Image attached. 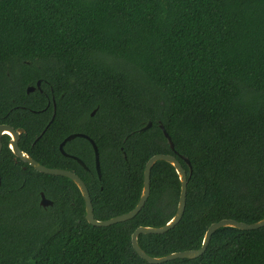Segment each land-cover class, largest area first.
<instances>
[{
  "label": "trees",
  "instance_id": "trees-1",
  "mask_svg": "<svg viewBox=\"0 0 264 264\" xmlns=\"http://www.w3.org/2000/svg\"><path fill=\"white\" fill-rule=\"evenodd\" d=\"M36 81L55 98V123L39 136L32 122L40 113H26L20 147L47 168L75 169L58 143L73 133L91 138L102 178L81 180L94 219L134 208L151 156L172 155L184 169L180 221L163 234L137 237L148 256L198 249L209 225L222 219L264 218V0H0V117L12 105L39 110L42 94L25 93ZM66 149L92 164L86 140L75 138ZM6 152L0 264H149L130 237L174 215L180 182L170 164L152 166L137 215L95 227L70 180L27 164L23 171ZM40 192L51 207L39 204ZM161 264H264V227L220 228L201 256Z\"/></svg>",
  "mask_w": 264,
  "mask_h": 264
},
{
  "label": "water",
  "instance_id": "water-1",
  "mask_svg": "<svg viewBox=\"0 0 264 264\" xmlns=\"http://www.w3.org/2000/svg\"><path fill=\"white\" fill-rule=\"evenodd\" d=\"M36 86L37 87L39 86V82L36 83ZM28 90L32 91L33 88L31 87ZM150 126H151V123L148 122L140 130L144 131V130L148 129ZM158 126L161 129L162 134H163L164 138L166 139V142H167L169 148L173 149V143L171 142L170 137L167 135V133L165 132V130L161 124H158ZM4 132L6 134H10L12 137V141H10L9 147H10L13 155L16 158L23 161L24 163H26L27 165H29L31 168H33L35 171H37L39 173L52 175V176L65 177L68 180H70L76 186V188L78 189V191L82 197L83 204H84V219L88 224L95 226V227H107V226H110V225H113L116 223H121V222L130 220L135 215H137V213L144 206V204L148 198L149 192H150V170H151L152 166L157 161H164V162L170 164L173 167L175 173L177 174V177H178L179 182H180L178 202H177V207H176V211H175L174 215L172 216V218L170 220H168L164 225H162L160 227H137L132 232L131 237H130L131 247L134 250V252L138 255L139 258H141L142 260H144L145 262H147L149 264H161V263L171 261V260H175V259H194V258L201 256L205 252L206 247H207V245L211 239L212 234L220 228L231 227V228H235V229L242 230V231H251V230H257V229L264 227V218H262L261 220H259L257 222L249 223V224L243 223V222H238V221H235L232 219H222V220H219V221L209 225V227L206 229V231L203 234L201 245L198 249L181 251V252H174V253H170L168 255L159 257V258L150 257L147 254H145L140 249V247L138 246V243H137L138 235H140V234H163V233L167 232L168 230L172 229L180 221L182 214L184 212V208H185L187 176H186L184 169L182 168V166L180 165V163L177 161V159L174 156L168 155V154H155V155L151 156L147 160V162L145 163V166H144L142 188H141L139 199H138L136 205L134 206V208L131 209L127 213L109 218L107 220L98 221V220L94 219V216H93V208H92V204H91V200H90L88 190H87L86 186L84 185V183L76 175H74L68 171H65V170L47 168V167L39 164L37 161H35L31 157H29L26 153H23L22 151L19 150V148L17 146V132H15L12 128H10L8 126H0V136ZM76 137L84 138V139L88 140V142L90 143V145L93 149L94 163H95V167L97 170V175H99L98 174L99 167H98L97 149H96V146L93 143V141L91 139H89L87 136H84L82 134L68 135L62 141L59 148L62 149V146L65 144V142H67L71 139H74ZM180 157L184 161V163L187 165V167L190 171V164H189L188 159L185 157H182V156H180ZM77 161H78V163L82 164L79 159H77ZM39 204L42 207H46V206L51 205V202L47 198H45L43 196V194L41 193Z\"/></svg>",
  "mask_w": 264,
  "mask_h": 264
},
{
  "label": "flooded vegetation",
  "instance_id": "flooded-vegetation-1",
  "mask_svg": "<svg viewBox=\"0 0 264 264\" xmlns=\"http://www.w3.org/2000/svg\"><path fill=\"white\" fill-rule=\"evenodd\" d=\"M39 82V86H36V83ZM33 88L32 91H29V88ZM38 91L39 93H41V97L40 102L42 107L39 110H32L29 109L28 107L24 106V105H12L10 108L7 107L4 115H2L0 117V126H8L10 128H12L15 132H17V146L19 148L20 151H22L23 153L27 152L25 151V149H22L20 147V145L22 147L25 148V137L24 135H26V130H25V126L26 124H28L29 122H27V118H26V113H30L32 115H35L37 113H40L39 116L36 118V120L34 122H32L33 125H35L40 131H39V136H42L43 133L45 132V130L54 122L55 123V117H56V112H57V105H56V101L55 98L53 96H48L41 88H40V81H36L34 85L32 86H26L25 88V93L28 95L30 93H33L34 91ZM20 102H23L24 99L23 98H19ZM17 110L19 113L17 116L13 117L14 111ZM96 109H94L91 113L90 116L92 117L95 113ZM74 134V133H73ZM79 134V133H77ZM71 135V134H69ZM84 136H87L85 134H82ZM36 136L33 140V142H35V140L39 137ZM68 136V135H67ZM66 136V137H67ZM64 137L57 145V150L59 155H61L63 158L65 159H69L73 162H75L79 168H73V165H68V167H64V169H60V170H65L68 171L74 175H76L80 180L81 179H101L102 178V173H101V165H100V161H99V155H98V167H99V171L97 175V170L95 167V163H94V155H93V149L90 145V143L88 142V140L81 138V137H76V138H81L87 141V143L89 144V148L92 151V164H90L89 166H87L83 161H81L78 157H76L75 155H73L72 153H70L69 151H67L66 149V145L68 143H70L71 141H73L74 139H71L67 142H65V144L62 146V149L59 148L60 144L62 143V141L66 138ZM88 137V136H87ZM89 138V137H88ZM91 139V138H89ZM92 140V139H91ZM10 141H12V137L10 134H6L5 132L0 136V153L1 150L4 148L8 149V152H6V157L10 158L14 163H17V161L22 163L21 166V170L25 171L26 170V163H24L23 161L19 160L18 158H16L11 149L9 148V143ZM93 141V140H92ZM6 142V145L3 146V144ZM94 143V142H93ZM95 144V143H94ZM32 145V144H31ZM97 149V148H96ZM82 151H84V148L82 149ZM98 154V151H97ZM77 159H79L81 161L82 164L78 163ZM76 170V171H75ZM80 173V175L77 174ZM55 177H61V176H55ZM65 178V177H62ZM1 179V178H0ZM67 179V178H65ZM82 181V180H81ZM83 182V181H82ZM84 183V182H83ZM85 185V184H84ZM41 194V192H40ZM40 196V195H39ZM44 196V195H43ZM51 202V205L46 206L44 208L47 207H51L52 206V201L49 200Z\"/></svg>",
  "mask_w": 264,
  "mask_h": 264
},
{
  "label": "rangeland",
  "instance_id": "rangeland-1",
  "mask_svg": "<svg viewBox=\"0 0 264 264\" xmlns=\"http://www.w3.org/2000/svg\"><path fill=\"white\" fill-rule=\"evenodd\" d=\"M10 148V147H9Z\"/></svg>",
  "mask_w": 264,
  "mask_h": 264
}]
</instances>
